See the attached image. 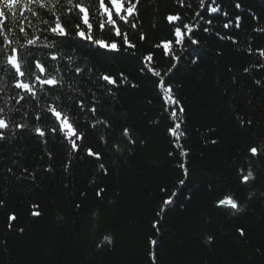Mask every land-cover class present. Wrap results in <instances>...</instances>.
<instances>
[{
  "label": "trees",
  "instance_id": "16d2710c",
  "mask_svg": "<svg viewBox=\"0 0 264 264\" xmlns=\"http://www.w3.org/2000/svg\"><path fill=\"white\" fill-rule=\"evenodd\" d=\"M159 3L161 14L173 8L171 0H159ZM154 4L155 0L151 5L145 0L141 12L148 40L140 46L138 56L151 50L152 43L168 32L165 22L154 13ZM228 7L232 11L230 4ZM248 9L264 22V0H242V30L234 34L240 41L250 34L253 47H264V35L251 32L255 22L248 11H243ZM199 39V63L182 64L173 76L175 94L186 109L187 136L182 142L189 151L190 177L182 192L191 194V200L179 195L171 210L156 217L165 195L161 187L167 186V195H170L182 178L176 160L168 155L173 150L167 133L171 121L155 89V78L140 74L138 59L125 54L116 59H108V54L97 55L98 63L105 66L101 70L123 71L139 84L138 88H124L115 100H106L103 114L112 118L117 132L123 126H130L134 136L146 143L126 163L118 162L111 175L100 181L106 187L102 199H97L88 185L95 165L79 163L73 175L65 179L62 172L65 149L59 143H49L56 157L55 172H38L39 187L11 178L4 183L0 178V194L5 196L9 207L20 213L16 227L25 229L22 234L7 232L5 216L0 212V240L7 241V251L0 247V264H149L146 257L149 238L159 241L158 264H264V257L254 251L257 247L264 248V197L258 194L248 203L246 213L237 219L212 207L216 194L221 191H236L244 199L245 193L237 190L230 168L240 142L248 134L235 125L232 107L253 116L255 132L264 135V90L242 73L251 58L214 35L200 34ZM218 51L223 54L217 56ZM155 60L162 70L170 67L169 59L159 50ZM234 75L238 78L236 83H233ZM254 75L261 79L264 71ZM210 128L216 130L214 136L207 132ZM206 138H217L219 143L206 145L203 142ZM90 141L95 142L94 135ZM0 155L4 157L0 171L12 159H18L21 166L30 170L48 163L46 157L40 159L43 145L28 134L12 143L0 144ZM106 163L112 161L106 160ZM261 164L264 170V161ZM14 170L19 174V166ZM65 183L68 188L64 187ZM256 187L264 191V179L258 180ZM2 189L7 192L3 193ZM81 191H87L86 199L81 198ZM34 199L45 210L44 217L36 221L27 215L28 203ZM77 201L82 203L80 209L73 206ZM93 213H98V220ZM156 219L161 221L158 233L152 228ZM97 223L114 237L113 247L96 249ZM239 226L248 229V243L236 235L235 228ZM205 234L215 236L211 247L204 243Z\"/></svg>",
  "mask_w": 264,
  "mask_h": 264
},
{
  "label": "snow or ice",
  "instance_id": "6c2138e0",
  "mask_svg": "<svg viewBox=\"0 0 264 264\" xmlns=\"http://www.w3.org/2000/svg\"><path fill=\"white\" fill-rule=\"evenodd\" d=\"M148 3L153 4V0ZM171 3L173 8L161 14L159 0H155L153 11L165 22L168 32L152 43L151 50L138 56L140 46L148 40L141 19L145 0H0V144L12 143L28 134L43 145L40 159L46 157L48 160L46 165L30 170L21 166L18 159H12L11 164L0 171L4 183L11 178L39 187L36 183L38 172H55L56 157L49 149V143L53 142L65 149L62 165L65 179L73 175L79 163L95 165L88 185L97 199L103 198L106 187L100 181L111 175L118 162L126 163L146 143L134 136L130 126H123L117 132L112 118L103 114L106 100H115L118 92L126 87L138 88L139 84L123 71L101 70L105 66L98 63L96 56L108 54V59H116L125 54L139 60L142 76L155 78V89L171 121L167 133L173 150L168 155L176 160V167L182 173L170 195H167V186L161 187L165 195L155 215H165L179 195L191 200V194L182 192L190 177L189 151L182 142L187 136L186 109L175 94L173 76L180 70L178 66L199 63V35H214L229 41L237 51L251 58L242 73L264 90V77L256 79L254 75L264 71V47H253L250 34L244 41L234 34L242 30V0H171ZM243 11H248L255 22L251 32L264 35L261 17L250 9ZM156 50L169 59L167 70L156 66ZM222 54L216 53L217 56ZM227 71L232 72V69ZM232 79L236 83L238 78L234 75ZM232 118L237 128L248 134L240 142L230 168L237 190L245 196L241 199L236 191H221L216 194L212 207L237 219L246 213L248 203L258 194L264 197V191L256 187L258 180L264 179L261 164L264 135L255 132L253 116L236 110L235 106ZM215 131L214 128L207 130L213 136ZM93 135L94 143L90 141ZM203 142L206 145L219 143L217 138H206ZM3 160L0 155V162ZM17 166L19 174L14 170ZM64 187L69 185L65 183ZM2 192L6 193L7 189ZM87 195V191L80 193L82 199ZM73 206L80 209L82 203L77 201ZM0 212L5 216L7 232L24 233L23 227H16L20 213L9 207L3 194H0ZM27 215L33 221L42 219L45 215L43 204L35 199L30 201ZM93 217L98 220V213H93ZM160 223V219L152 223L157 233ZM95 231L99 233L94 240L97 250L114 246V237L105 233L99 223ZM235 233L243 242H249L246 227H236ZM214 242L213 234H205L206 246L211 247ZM147 243L149 264H158L159 241L149 238ZM0 247L7 251V241L0 240ZM254 251L264 257V248L257 247Z\"/></svg>",
  "mask_w": 264,
  "mask_h": 264
}]
</instances>
